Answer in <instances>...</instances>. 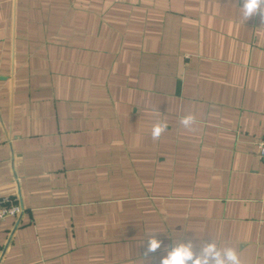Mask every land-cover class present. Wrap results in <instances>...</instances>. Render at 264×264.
<instances>
[{
  "label": "crops",
  "instance_id": "crops-1",
  "mask_svg": "<svg viewBox=\"0 0 264 264\" xmlns=\"http://www.w3.org/2000/svg\"><path fill=\"white\" fill-rule=\"evenodd\" d=\"M242 3L0 0V198L25 210L0 264H159L155 234L264 264V18Z\"/></svg>",
  "mask_w": 264,
  "mask_h": 264
},
{
  "label": "clouds",
  "instance_id": "clouds-1",
  "mask_svg": "<svg viewBox=\"0 0 264 264\" xmlns=\"http://www.w3.org/2000/svg\"><path fill=\"white\" fill-rule=\"evenodd\" d=\"M239 8L245 22L256 14L264 18V0H243L242 6ZM193 121L194 118L189 115L183 117L180 122L188 127ZM166 126L163 122L155 124L152 129L153 138H158ZM192 240H195L196 243L193 244ZM145 242L147 253H155L158 249L162 250L165 247L169 248L166 253H162L159 264H241L237 254L238 249L220 248L210 236L201 240L192 234V239L188 242L182 240L175 246H170L169 243V245L162 247V242L156 238L155 234L151 235Z\"/></svg>",
  "mask_w": 264,
  "mask_h": 264
},
{
  "label": "built area",
  "instance_id": "built-area-1",
  "mask_svg": "<svg viewBox=\"0 0 264 264\" xmlns=\"http://www.w3.org/2000/svg\"><path fill=\"white\" fill-rule=\"evenodd\" d=\"M256 154L260 160H264V139L256 142ZM25 213L23 207H21L16 199L10 197L0 198V223L9 220L17 219Z\"/></svg>",
  "mask_w": 264,
  "mask_h": 264
}]
</instances>
